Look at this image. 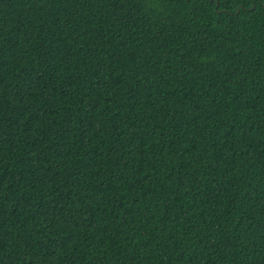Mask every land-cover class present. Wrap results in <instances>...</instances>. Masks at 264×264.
Instances as JSON below:
<instances>
[{"label": "trees", "instance_id": "1", "mask_svg": "<svg viewBox=\"0 0 264 264\" xmlns=\"http://www.w3.org/2000/svg\"><path fill=\"white\" fill-rule=\"evenodd\" d=\"M0 264H264V0H0Z\"/></svg>", "mask_w": 264, "mask_h": 264}]
</instances>
